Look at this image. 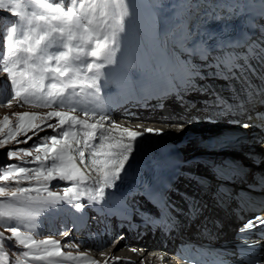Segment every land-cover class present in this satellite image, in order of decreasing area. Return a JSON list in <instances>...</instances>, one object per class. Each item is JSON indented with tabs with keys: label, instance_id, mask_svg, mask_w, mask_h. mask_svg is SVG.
I'll return each instance as SVG.
<instances>
[{
	"label": "snow or ice",
	"instance_id": "obj_1",
	"mask_svg": "<svg viewBox=\"0 0 264 264\" xmlns=\"http://www.w3.org/2000/svg\"><path fill=\"white\" fill-rule=\"evenodd\" d=\"M78 0H70L71 5L63 7L61 0L49 2V0H0V10H6L10 16L19 17L21 24L7 28V35L5 37L4 47L6 51L0 54V63H2L3 71L7 73L8 80L13 86L14 97L24 98V102H29L25 94L36 96L40 106L52 107L53 104L57 106L64 105V96L67 89H72L75 95L85 93L90 97L96 98L99 111H92L91 116H99L95 123H89L88 120H81L77 115L71 114L77 111L76 107L71 108L70 112H49L44 116L29 113H15L16 124L10 126L8 116L0 120V148H3L6 142H15L17 144H27L33 140V135L38 131H44L45 128H51L57 134L45 135L34 141L28 148H19L16 150H9L7 157L9 159L21 156H32L36 153L34 160L24 161L25 164L38 163L39 167H26L19 164L10 163L6 166L0 167V180H12L16 183V187L9 190L0 186V197H8L17 202L18 206L4 204L0 207V218H6L7 221L19 220L24 222V226H28L35 216H39L41 212L47 211L48 207H55L61 201H66L72 204L78 201L83 196L87 195L88 204H102L107 197L105 189H114L116 182L121 180L122 173H126V164L129 162L132 153L134 152L135 143L144 135L142 132L130 130L127 127L120 129L123 134L119 137L118 143L109 145L108 151H99L105 146V141L112 137L113 132L119 128L115 121L111 120L110 105H104L105 99L104 86L108 83L105 75V69L109 66L116 65V53L119 51L120 41L119 37L126 31V23L130 20L132 12L128 0H79V8H85L87 2L88 12L93 16L97 8H101V18L107 17L108 13L105 11L109 6L117 9L116 19L111 25L112 31L110 33L98 34L93 28V18L79 16L76 13L75 5ZM39 8L41 11L31 10ZM86 19V23H82ZM104 19V23H106ZM27 25V31L23 32L22 38H14L18 35V28ZM83 34H80V30ZM58 33L61 37V42L56 43L53 39V34ZM95 33V34H94ZM35 34V36L33 35ZM79 39L80 43L73 44V41ZM233 42L221 43L217 42L216 47L223 49L225 47H232ZM93 45L89 50L87 45ZM43 45V47H42ZM65 48L66 51L49 52V48ZM247 51L245 56L249 59H256L261 65H264V47L252 48L251 45L246 46ZM208 51L207 46L204 49ZM25 53V56H20L18 53ZM75 53V55H73ZM226 56L232 59V63L228 64L221 61L227 69V72L232 78H237V73L241 74V78L245 73V68L257 73V69L248 63L234 62L237 59L243 58L236 53L227 52ZM91 56L94 59L87 62L84 57ZM55 61V66H50L51 62ZM23 64V68L19 66ZM220 65L218 64V67ZM89 73L91 75H89ZM129 75H132L131 73ZM189 76L193 73L189 72ZM70 77L67 82L63 78ZM261 77H258L260 79ZM50 79V83L45 85V80ZM188 84V91L197 87L194 81H185ZM252 85H248L244 89L249 102L252 101L253 92L249 89ZM45 89H47L45 91ZM79 89V92H76ZM131 89L140 95L145 94L146 86L131 84ZM91 90V91H88ZM119 91V86L117 87ZM212 97L206 101V105L215 108L221 114H230L234 106L230 104L225 98L220 97L213 92ZM264 95V88L256 87L255 96L259 98ZM11 100V98H10ZM9 100V106H10ZM264 104V100L260 101ZM237 108L243 107V101H240ZM88 116L89 113L85 112ZM56 117L57 123L52 124L47 121ZM39 119L42 123L33 125L31 122ZM27 121V122H26ZM104 121L110 123L111 127H105ZM240 124V121H235ZM67 130L61 131L65 126ZM77 125L80 126L77 131ZM247 129L252 125L244 122L241 125ZM181 129L183 125L180 126ZM33 128L36 132L33 135L27 133ZM100 129L97 133L95 130ZM5 130H7L5 132ZM92 130V131H89ZM147 133L162 135L161 130L145 129ZM105 133L107 135H105ZM25 136L24 140H18L17 136ZM71 138V139H69ZM92 141H98L93 144ZM50 142V146L49 143ZM75 145V147H73ZM81 145H83L81 147ZM85 149H91L88 153V159L85 158ZM42 153V155H41ZM103 156L105 159H100ZM79 159V165L76 164V159ZM51 160L52 163L45 167V163ZM264 163V162H262ZM82 166V167H81ZM218 175L223 180L225 177L234 178L238 169L232 164L222 162L217 166ZM96 173V175H92ZM91 180L98 185L95 188H88L86 184ZM36 181V184L31 187L19 186L24 181ZM60 180L65 182H72L70 186L62 187L61 196L58 192L49 190L51 181ZM259 183H264V177ZM58 187V185H57ZM83 188V190H82ZM35 192L37 195L32 196ZM41 193H47L46 197H42ZM155 196L156 193H153ZM3 202H0L2 204ZM39 205L34 213L32 206ZM167 207V205H165ZM85 205L75 203V210L82 212ZM201 209L198 202L192 201L189 205V212L192 216L200 213ZM146 223L154 224L157 227L163 226L168 230L174 228V224L169 222L167 217L161 215L156 219H149ZM257 225H264V219L257 215L254 219L248 220L239 229L240 233L251 230ZM8 230L11 232L10 237H5L0 233V264H11L8 261V253L3 251L5 242L15 238L19 244L26 249H32L33 246L37 250L42 247L43 255L33 254L31 251H22L19 256L29 257L32 259L44 260L48 256H65L66 259H88L85 256L73 257L71 253H63L60 250V242L54 239L42 240L37 243L31 238V235L22 234L19 226L8 225ZM38 228V224L34 225ZM63 235H68V230H65ZM119 239V238H118ZM118 242V240H117ZM49 246H51L49 248ZM65 247H79L78 243L72 245L65 244ZM103 247V246H101ZM248 247H254L249 245ZM99 250V249H98ZM133 251H136L133 249ZM118 261L120 258H110ZM92 264H97L92 261ZM105 264H108L105 261ZM215 264H223V261L215 262ZM252 264H264V258H256Z\"/></svg>",
	"mask_w": 264,
	"mask_h": 264
},
{
	"label": "bare ground",
	"instance_id": "obj_2",
	"mask_svg": "<svg viewBox=\"0 0 264 264\" xmlns=\"http://www.w3.org/2000/svg\"><path fill=\"white\" fill-rule=\"evenodd\" d=\"M131 1V0H130ZM183 2L181 7H178L175 11L173 10L174 4H172L170 7L162 8L161 12L164 13V15L160 16V27H157L155 25H151V17L152 19L155 18L153 16H150L148 13L147 20H142L141 15L146 13L140 6L136 7L135 4V10L134 13L137 16L135 21H133L132 24H127V34L129 36L128 42H126V56H129L126 59V62H121L118 58H116L117 63L114 67L110 68L107 67L105 69V73L108 74L107 71L115 70L113 73H120V69H123V65L128 66L130 62L134 61V59L137 60H146L148 57V52H151L154 56H158L163 51L168 49V40L173 39L175 35H185L187 32L191 31L195 28L197 23L199 21L207 20L209 21V13L213 12L215 14L219 13L222 15L221 19H226L228 16L232 14L230 11V8H232L235 3H240L241 0H178V2ZM155 3H158V0H155ZM177 4V3H176ZM241 4V3H240ZM171 10H167V9ZM189 9V10H187ZM170 13L171 16H167L165 11ZM185 16H182V14L186 13ZM214 22V20H211ZM172 27V31H169V28ZM175 31V33L173 32ZM130 48H132V52H130ZM124 55V56H125ZM93 59V58H92ZM55 62V61H54ZM55 64V63H54ZM204 64V63H203ZM142 66V63L139 64V67ZM127 71H130L127 69ZM133 72V70H132ZM4 79V78H3ZM1 79V80H3ZM6 79V77H5ZM4 79V80H5ZM108 80V79H107ZM9 81V80H8ZM6 81V82H8ZM65 81L67 82V79L65 77ZM3 82V81H2ZM0 82V83H2ZM50 79L45 80V85L50 83ZM112 82L108 80V83L104 86V94L105 99L103 101V104H105L108 100V97L112 95ZM71 90L72 89H67ZM79 92V89H77ZM76 90V91H77ZM91 91V90H88ZM68 91H66L67 93ZM39 94V93H38ZM14 97V92L7 94L8 97ZM66 96V94H65ZM76 96L75 94L72 96ZM78 96V95H77ZM79 96H85L88 98L87 103H85L84 99H74L70 104H72L74 107L77 108V111L75 113H71V110H62L60 112H70L71 114L77 115L81 120H88L89 123H95L97 120L90 117V113L88 116L83 117L82 113H85L90 110L97 111V109H94L92 107L96 106L98 104L96 98L90 97L86 95L85 93H80ZM37 95H28L27 100V107H24V111L27 112H36L39 116H44V114L52 112V110H43L48 109L51 107H44L40 106V102L37 100ZM6 98V99H7ZM21 99V103H26L23 98ZM12 101V99H11ZM14 104H19L18 101H14ZM12 104V105H14ZM69 104V103H68ZM53 104L52 106H54ZM71 106V105H69ZM72 106V107H73ZM28 107H34V108H28ZM56 107V106H55ZM92 109V110H91ZM14 112H17L14 110ZM96 117H99L98 115ZM56 120V121H55ZM111 120L115 121L117 125H119V128L116 129L113 132V136L115 139H119L121 135L126 136V134H123L120 129L127 127L130 130H134L137 132H142L144 135H142L138 141L135 143V150L134 152H138L140 149H150L152 144L157 143L160 144L163 142L164 139H166V142L160 147L163 151H168L169 148H171V142L169 138H171V141L173 143L179 142L183 140L186 136H190L191 134H197L204 132H212L214 131V127L207 126V125H194V124H188V123H181V124H173L171 122H160L156 118H150L148 120H142V121H132L127 118H120L117 119L116 116H111ZM39 121V122H38ZM27 122V121H26ZM42 123L39 119L32 121ZM48 123L55 124L57 123V118H51L47 121ZM54 122V123H53ZM105 124V127H111L110 123L107 121L103 122ZM181 125H183V128L181 129ZM220 126V125H219ZM68 126L66 125L63 130H67ZM155 129V130H161L163 132L162 135H157L153 133H147L145 132V129ZM224 128V127H222ZM80 126L77 125V131H79ZM45 130L49 131V135H55L57 134L54 132L51 128H45ZM44 130V131H45ZM92 131V130H89ZM97 133L100 132V129L95 130ZM105 135H107L105 133ZM71 139V138H69ZM114 139L112 137H109L107 141H105V146L103 149H100L99 151H108L109 150V143L113 141ZM49 146H50V142ZM91 143L96 144L98 141H92ZM182 145H185L188 151L197 149L199 147L195 141H190L187 143H184ZM83 145H81L82 147ZM184 146V147H185ZM75 147V145H73ZM91 151V149H85V158L88 159V153ZM172 151V148H171ZM257 151L260 153H263V148H257ZM186 157L187 161L194 160L197 157L200 156V154L190 156V152H186L184 150V153H182ZM35 155L29 156L31 158H25L24 161L27 160H34ZM42 155V153H41ZM182 155V156H183ZM100 159H105V157L101 156ZM190 159V160H188ZM76 164L79 165V159L77 157ZM52 163L51 160L47 161L45 163V167H48ZM25 164V163H24ZM26 167H39L40 165L38 163L33 164H25ZM82 167V166H81ZM189 170H203L202 168L195 166V164H191L189 167ZM198 171V172H199ZM92 175H96V173H92ZM179 182L180 186H183L185 181L180 179ZM72 182H65L60 180H53L51 181V184L49 186V190L58 192L61 196L64 195L62 192V187L64 186H70ZM28 184L26 187H31L36 184V181H28ZM58 185V187H57ZM86 187L88 188H95L98 187L91 178H89ZM83 190V188H82ZM32 196H36L37 194L35 192L31 193ZM42 197H46L47 193H41ZM87 197V195L83 196ZM210 202V201H209ZM75 203L84 204L85 207L82 212H77L75 210ZM39 206V205H34ZM33 206V207H34ZM32 207V208H33ZM41 207V206H39ZM92 213L94 215L91 219L89 215ZM37 220L40 221L46 230H49L48 233H46V236L44 239H54L56 241L60 242V250L61 252L67 254L71 253L73 257H80L85 256L88 259H66L65 256H48L46 259L41 260L40 262H37L36 260H33L35 262L29 263V264H92V261H96L97 264H105V261L108 262V264H167L168 261V255L163 254V251H160L157 247L152 246L149 248V252L146 250L145 246H142L140 249L136 248L135 243L133 241H130L129 239H125V236L123 234H120L113 242L112 244H108L105 246V248L102 250H97L92 247V242L86 237L85 233L79 234L83 232L84 230H87V232L90 230V228H98L101 229L98 224L102 223V220L99 219L97 215H95V210L91 208V206L85 202L81 201H74L72 204H69L66 201H61L60 203L56 204V206L48 207L47 211L41 212L39 216L36 217ZM230 222L237 221L235 218H230ZM65 230H68V235H62L61 237H58L55 239V236H52L50 234L56 235L57 232H65ZM56 232V233H55ZM76 240H72V239ZM119 238V239H118ZM38 239V238H37ZM118 240V242H117ZM73 243H78L79 247H65V244L72 245ZM141 243V242H138ZM148 246V245H147ZM51 246H49L50 248ZM135 249L136 251H133ZM16 254V253H15ZM18 259H20V256L15 255ZM9 257V255H8ZM120 258L118 261H115L110 258ZM9 261V260H8ZM11 264H13V261H10Z\"/></svg>",
	"mask_w": 264,
	"mask_h": 264
},
{
	"label": "rangeland",
	"instance_id": "obj_3",
	"mask_svg": "<svg viewBox=\"0 0 264 264\" xmlns=\"http://www.w3.org/2000/svg\"><path fill=\"white\" fill-rule=\"evenodd\" d=\"M49 2H55V0H49ZM61 2H62V6L63 7L73 6V5H71L70 0H65V2H63V0H61ZM128 3L130 5V10L132 12V16H131L130 20L126 23V31L123 33L125 35L122 34L119 37V41H120V43L122 42V44H121L122 46H126V42H128L129 36H131V35L128 36V34H127V24H132L133 21H135V19L137 18V16L134 13L135 4H136V7L140 6L146 12V13L141 15L142 20H144V21L147 20V17H148L147 13H148L150 16L155 17L153 19L151 17V25H155V24L158 23V25H156V26L160 27L159 18H160V16L164 15V13L161 12V9L170 7L172 4H174L175 6H174L173 10L175 11L178 7L182 6L181 4L183 2H181V1L178 2V0H158V3L154 2V4H152L150 2V0H131V1L128 0ZM74 7L76 9L77 15L83 17V16H85V14H87V18H93V28L96 29V32L98 34L110 33L112 31L111 25H113L114 22H115L116 12L118 11L117 9H114L113 7L109 6L105 10L108 13L107 17L101 18V16H100L101 8L98 7L96 12H95V15L93 16L92 13L88 12L87 2H85V8L83 10H81L79 8V0H78L77 4ZM31 10L37 11L38 13L41 11V9H39V8H33ZM187 10H189V9H187ZM185 14H187V12L182 14V16H185ZM104 19H106V21H107L106 23H104ZM82 23H86V19L83 20ZM13 24H16V25H20L21 24L19 17H12V16L9 15V13L6 10H0V47H3L5 51H6V48L4 47V43H5V37L7 35V31L6 30H7L8 27L12 26ZM26 31H27V25H24L23 27L18 28V35L16 37H14V38H22L21 34L23 32H26ZM80 34H83V30L82 29L80 30ZM33 35L35 36V34H33ZM53 39L57 42V41L61 40V37L59 36L58 33H56V34H53ZM72 43L75 45L77 43H80V41H79V39H77L76 41H73ZM42 47H43V45H42ZM87 47L90 50L93 47V45L89 44V45H87ZM131 49L132 48L129 49L130 52H132ZM48 51L49 52L66 51V49L62 48V47H60V48L53 47V48H49ZM117 52H119V51H117ZM122 54L123 53H121V55H119L118 53H116V57L115 58H118V59L122 58V56L125 55V54L124 55H122ZM18 55L25 56L26 54L21 52V53H18ZM73 55H75V53H73ZM92 58L93 57H90V56L84 57L85 60L86 59H90L87 62H90L91 60L94 59V58L93 59ZM123 60H124V62L126 61L125 57H123ZM54 63L55 62L53 61L50 64V66L54 67L55 66ZM3 66L4 65L2 63H0V82L5 81L4 80L5 77H8L7 73H5L3 71ZM23 67H24L23 64H21L19 66V68H23ZM89 75H91V74L89 73ZM69 78L70 77H66L67 80ZM1 79H3V80H1ZM63 79L65 80V78H63ZM6 81H8V78H6ZM8 90H10V82H8ZM46 90L47 89H45V91ZM67 91L68 92L65 93L66 96H64V98H63L64 99V105L63 106H57L55 104L54 106L51 107V109L48 108V109H43V110H52L53 109L52 112L62 111V110H68L69 111V110H71V108L73 106L72 104H70L72 102V100L78 99V98L84 99L85 103L89 102L87 97H85V96L83 97V96H79V95L78 96L76 95V96L72 97L74 95V94H72L73 91H71V90H67ZM76 92H78V90ZM40 95L41 94H37V96H40ZM25 96L28 97V94H25ZM12 97H8L4 101L1 100V103H0V120H3V118L5 116H8L9 120H10V126H14L16 124V116L14 115L15 113L37 114L36 112L24 111V107H27V103L25 105H23L24 103H21V99L19 100L18 98H12ZM10 98L12 99V101L10 100ZM9 100H10V106H9ZM22 100H24V98ZM14 101H18L19 104H14L13 103ZM12 104H14V105H12ZM69 105H71V106H69ZM28 108H34V107H28ZM14 110L17 111V112H14ZM82 116L85 117L86 116L85 113H82ZM53 118H55V117H53ZM38 122H33L32 124L33 125L40 124ZM220 128H222V127H220ZM6 131L7 130H5V132ZM33 132H36L35 128H33L27 134L28 135H33ZM45 135H49V131L48 130L38 131L36 135H33V140L29 141L27 144H24V143L17 144L14 141L13 142H6L5 146L3 148H0V167L6 166L7 164H10V163L19 164L21 166H26L24 164V159L25 158H31V157L22 156V154H21V156H19V157L9 159L7 157V152L9 150H16V149H19V148H28L34 141L38 140L40 137H43ZM0 138H3V136H0ZM17 139L18 140H24L25 136L18 135ZM184 146L185 145H182V147H181V150H183L182 153H184V150H186V152H190V156L203 153V149L200 146L197 147V149H194V150H191V151H188L186 146L185 147ZM34 154L35 153H33V155ZM182 157L184 159H187L186 157H188V156L187 155L186 156L183 155ZM188 160H190V159H188ZM202 171H204V170H200L199 173L202 172ZM25 182L27 183L28 181L22 182L19 186L26 187L28 184H25ZM0 186H3V187H5V188H7L9 190H12L17 185L12 180H8V181L0 180ZM0 202H3L2 204H0V207H3L4 204H10V205L18 206L16 201L11 200L8 197H0ZM37 208H39V206H34L32 208L34 216H35V212H36ZM36 217L37 216H35V218L31 222H28V226L27 227L24 226V222H22V221H19V220L7 221L6 218H0V233H3L5 237H10L12 234L8 230V227H7L10 224L12 226H19L20 232L22 234L31 235V238L33 240H35L37 243H39V241L46 240L44 238L46 236V233L49 232V230H46L45 228H43V226H41L42 224L40 223L39 220L36 219ZM37 224H38V228L34 227V225H37ZM50 235L55 236L56 237L55 239H57L58 237H61L63 235V232L59 231V232L56 233V235H53V234H50ZM72 240H76V239L73 238ZM3 251H6L8 253V255H9L8 260L9 261H13V264H29V263L35 262V261H33L35 259H32L31 255L29 257L20 256V259H18L15 256V255H17V252H18V255L22 251H31L33 254H40V255L44 254L43 250H42V247H41L40 250H37L35 248V246H33L32 249H26V248L23 247V245L19 244V241L16 240L15 238L5 242V247L3 248ZM36 261L40 262L41 260H36Z\"/></svg>",
	"mask_w": 264,
	"mask_h": 264
},
{
	"label": "water",
	"instance_id": "obj_4",
	"mask_svg": "<svg viewBox=\"0 0 264 264\" xmlns=\"http://www.w3.org/2000/svg\"><path fill=\"white\" fill-rule=\"evenodd\" d=\"M215 132V131H214Z\"/></svg>",
	"mask_w": 264,
	"mask_h": 264
}]
</instances>
